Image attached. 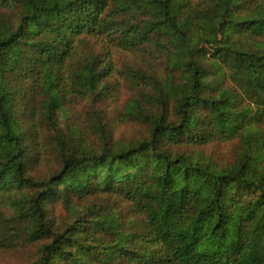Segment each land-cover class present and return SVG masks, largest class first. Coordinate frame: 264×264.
Segmentation results:
<instances>
[{"label": "trees", "instance_id": "obj_1", "mask_svg": "<svg viewBox=\"0 0 264 264\" xmlns=\"http://www.w3.org/2000/svg\"><path fill=\"white\" fill-rule=\"evenodd\" d=\"M7 251L264 264V0H0Z\"/></svg>", "mask_w": 264, "mask_h": 264}, {"label": "rangeland", "instance_id": "obj_2", "mask_svg": "<svg viewBox=\"0 0 264 264\" xmlns=\"http://www.w3.org/2000/svg\"><path fill=\"white\" fill-rule=\"evenodd\" d=\"M113 59H114L116 67L124 66V64L127 62V58L121 53L120 54L119 53L114 54ZM121 99L124 100V96H121ZM81 105L83 106V103ZM60 126L63 129H67L64 118H61ZM126 130H128L127 133L132 131L131 128H127V126L126 127L121 126L119 128H116L115 135L118 136L123 131L126 132ZM232 149H233L232 144L229 142H225L224 146L217 149L216 152H217V154H227ZM57 209H58L57 210L58 212H64L62 205H59ZM73 215H74V211L70 212V214L68 216H69V218H71ZM65 216H66V214H65ZM26 262L27 261H25L24 256L19 255V253L16 251L15 252H8V251L7 252H0V264H27Z\"/></svg>", "mask_w": 264, "mask_h": 264}]
</instances>
